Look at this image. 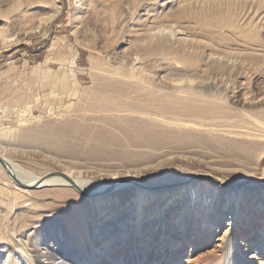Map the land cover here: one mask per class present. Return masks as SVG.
<instances>
[{"label":"bare ground","instance_id":"6f19581e","mask_svg":"<svg viewBox=\"0 0 264 264\" xmlns=\"http://www.w3.org/2000/svg\"><path fill=\"white\" fill-rule=\"evenodd\" d=\"M107 1L119 5L125 13H137L138 16L139 2L142 0ZM78 3L73 17V32L81 30L85 24H95L101 7L100 0H78ZM176 4L180 8H191L195 4L203 8L215 5V0H176ZM261 9L260 6L256 11L252 10V17L256 15L255 19L260 16L264 19ZM0 21V32L8 30L13 35L5 39L6 43L15 41L14 35H18V28L24 22L22 12L15 9L0 14ZM173 25L176 24L156 26L152 23L150 27L137 30L142 40L140 46L130 47L131 50L139 53L142 59H148L162 55L167 48L174 46L189 66L183 72L184 78L175 81L181 83L195 79L201 84L208 83L222 90L220 92L223 94L230 95L232 103L237 102L240 88L233 81V78L239 77L234 72L235 53L210 54L205 64L211 63L212 66L207 67L213 73L199 76L191 68L194 63L189 61V57L195 54L194 46L199 47L203 42L182 37L183 33ZM38 31L36 27L34 32ZM107 76L108 81L104 85L97 84L82 92V99L90 100L86 110L89 118H83L88 122L118 124L121 129L108 133V136L98 131L85 138V142L95 152H110L109 156L127 152V156L135 158L134 162L127 165L111 163L114 167L109 170L98 164L57 159L50 155L49 158L58 164L59 170L33 175L0 154L8 165L6 169L1 165L0 168L16 187L21 188L20 192H31L33 196L52 192L64 208L60 214L64 220L59 222L54 216L42 218L33 210L32 204H26L27 201L22 203L23 206L17 198L12 203L5 201L0 223L6 227L7 217L14 210L13 215H16L11 222V231L19 238L22 248L21 253L17 250L14 254L9 245H0V264H98L99 260L106 264L111 260L112 250L121 245L131 253L132 264H144L146 261H155L156 264H197L194 259L182 262L178 255L184 254L189 244L199 245L202 242L207 245L212 242L215 248L213 253L207 254L206 264H254L253 259L264 253V225L260 230L251 231L252 235L249 236V228L253 224L249 221L255 218L253 212L264 210V165L258 168L259 180H246L259 184L263 182L262 185L245 186L238 196L233 195L231 199H224L223 192L226 185L234 182H224L218 178L199 180L197 175L179 174L146 182L140 177L151 176L152 173L147 172L149 169L171 160L192 159L191 155L197 147L204 149L212 142L239 157L244 154L251 159L257 152L264 154V116L256 118L246 113L237 119L213 116L204 122L168 118L145 108L159 94L142 84L132 66L115 67ZM145 79L150 81L149 77ZM76 86L80 87V84L70 87L66 94L62 93L69 97V101H73L79 93ZM249 103L254 106L264 104V97L250 98ZM213 104V100L203 98L202 94L200 96L194 91L182 89L169 96L168 106L164 107L179 108L204 118L217 109V105ZM71 116L68 110L64 111L63 117ZM47 128L51 132L52 129ZM31 129L32 134L39 132L35 130L37 133H34ZM10 134L7 138H11ZM53 134L56 135V132L53 131ZM250 165L244 164L246 167ZM49 174L53 176L48 177ZM19 204L26 209L16 213ZM243 217H247V229L236 237ZM152 234L156 236L154 239L150 238ZM188 235H193L190 242L187 241ZM247 238L251 242H245ZM161 247L165 249L163 253ZM144 253L150 258H146ZM127 258L126 254L119 263L111 261L113 264H127Z\"/></svg>","mask_w":264,"mask_h":264},{"label":"rangeland","instance_id":"374dc122","mask_svg":"<svg viewBox=\"0 0 264 264\" xmlns=\"http://www.w3.org/2000/svg\"><path fill=\"white\" fill-rule=\"evenodd\" d=\"M78 5V0H0V14L17 9L22 12L24 19L18 28V35H14L15 41L6 43L5 39L13 35L8 30L0 32V154L18 167L33 175L59 170L60 167L49 158L50 155L57 159L98 164L109 170L114 167L111 163L121 162L122 165H127L134 162L135 158L127 156V152L109 156L110 152H95L85 142V138L98 131L108 136V133L119 132L121 129L118 124L88 122L83 118H89L86 110L90 100L82 99V92L94 88L97 84L104 85L108 81V73L115 67L132 66L142 84L159 94L158 98L150 101L145 108L168 118L204 122L213 116L224 119L242 118L245 113L256 118L264 116V104L254 106L249 103L250 98L264 97V19H261V16L255 19L256 15L252 17L257 7L261 6L260 12L264 13V0H215V5L203 8L196 4L191 8H180L176 0H142L139 2L138 16L137 13H125L119 5L100 0L97 22L85 24L81 30L73 32V17ZM152 23L156 26L176 24L173 26L183 33L182 37L203 42L199 47L194 46L195 54L189 57V61L194 63L191 68L195 69L199 76L205 77L213 73L208 71L211 63L205 64L210 54L217 56L224 55V52L235 53L234 72H237L239 77L233 78V81L234 85L240 88L238 101L232 103L230 95L223 94L220 92L222 90L209 86L208 83L201 84L195 79L183 80L181 83L175 81L184 78L183 72L187 71L189 66L174 46L167 48L162 55L148 59H142L139 53L132 51L130 47L140 46L142 40L137 30L150 27ZM36 27L39 28L38 32H34ZM145 77H149L150 81ZM79 84L80 87L76 86L79 93L76 94L75 101H69V97L63 94H66L70 87ZM182 89L194 91L196 95L202 94L203 98L213 100V106L217 105V109L207 117L199 118L179 108L164 107L168 106L169 96ZM65 110L72 116L63 117ZM31 127L33 132H39L32 134L29 131ZM47 127L52 129V134L53 131L56 132V135H52ZM39 128L45 131L41 129L42 132ZM9 133L11 138H7ZM23 134L27 138L23 137ZM206 147H197L191 155L192 159L171 160L149 169L147 172L152 175L140 179L149 182L153 178L191 174L197 175L199 180L218 178L224 182H234L226 185L224 199L238 196L240 189L245 186L259 184L246 180L260 179L258 168L264 165V154L257 152L249 159V155L236 156L213 142ZM248 163L251 164L249 167L244 166ZM75 166L80 167L77 164ZM51 176L53 175H48ZM262 179L264 181V178ZM18 187L0 168V214L5 208V201L12 203L13 199L17 198L22 206L26 201V204H32L33 210L42 218L54 216L59 222L64 220L60 215L64 209L63 204H59L58 198L54 197L52 192L33 196L31 192H20L21 188ZM37 191L39 190H34ZM20 204L16 206V213L26 209ZM13 213L14 210L8 215L6 227L0 223V245H9L12 253L17 250L21 253L19 238L11 231V222L16 215ZM253 214L255 218L249 221L253 223L248 227L249 236L252 235L251 231L260 230L264 225V210L260 213L255 211ZM242 220L235 233L236 237L247 229V217ZM155 237V234H152L150 238ZM192 238L193 235L189 236L187 241L190 242ZM248 241L251 242V239L247 238L245 242ZM214 250L212 242L211 245L210 242L208 245L203 242L199 245L192 243L185 248V253L179 254L178 257L182 262L194 259L197 264H206L207 254L213 253ZM164 251V247H161V252ZM126 254L128 258L125 262L132 264L134 260L131 253L122 245L112 250L110 258L119 263ZM144 254L146 258H150L147 253ZM263 257L264 253L259 254V259L256 256L253 263L264 264ZM111 260L106 264H113ZM98 264L104 263L99 260ZM144 264L156 262L146 261Z\"/></svg>","mask_w":264,"mask_h":264},{"label":"water","instance_id":"95a60500","mask_svg":"<svg viewBox=\"0 0 264 264\" xmlns=\"http://www.w3.org/2000/svg\"><path fill=\"white\" fill-rule=\"evenodd\" d=\"M0 165L4 168V169H6L7 168V163L0 157ZM12 178H13V176H12ZM16 182V181H15ZM20 185V184H19ZM20 187H23L24 188V186H22V185H20Z\"/></svg>","mask_w":264,"mask_h":264}]
</instances>
